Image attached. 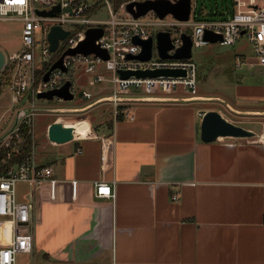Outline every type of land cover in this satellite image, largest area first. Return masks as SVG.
Wrapping results in <instances>:
<instances>
[{
    "label": "crops",
    "instance_id": "crops-1",
    "mask_svg": "<svg viewBox=\"0 0 264 264\" xmlns=\"http://www.w3.org/2000/svg\"><path fill=\"white\" fill-rule=\"evenodd\" d=\"M239 48L248 73L220 98L129 95L130 117L104 133L114 141L104 167L90 129L69 143L49 142L54 160L37 162L58 185L54 199L48 185L38 191L29 254L41 248L38 264H264V146L199 138L200 115L209 110L261 131L264 76ZM91 91L98 99L100 88ZM98 181L115 182L114 199L95 196Z\"/></svg>",
    "mask_w": 264,
    "mask_h": 264
},
{
    "label": "built area",
    "instance_id": "built-area-1",
    "mask_svg": "<svg viewBox=\"0 0 264 264\" xmlns=\"http://www.w3.org/2000/svg\"><path fill=\"white\" fill-rule=\"evenodd\" d=\"M141 1L145 0H0V22H17L21 26V49L17 53L4 55L0 71L7 72L5 84L10 94V108L16 115L13 126L0 137V223H7L10 229L8 243L0 247V264H17L18 254L32 253L33 230L37 222L35 193L43 185H48L49 198L54 199L58 185V181L52 176V169L39 165L36 159L34 134L35 117L40 111L37 107V102L41 100L38 98L39 94L55 90L70 81V92L75 96L78 93L75 74L81 71L87 76V80L86 88L78 93L80 99L91 101L90 104L107 99L114 119L121 113L126 119L130 117L131 102L128 96L133 92H142L143 96H156L182 90L187 97H195L198 75L192 56L189 59L160 58L155 40L158 32L170 34L172 49L167 52L168 55L182 47V34L189 37L191 52L211 44L204 39L206 31L221 37V41L215 43L220 46H234L239 40L245 39L252 49L253 66L259 67L264 76V0H232L231 14L222 19L208 20L195 19V2L191 0L189 18L182 22L170 14L159 19L153 11L133 18L126 11V5ZM175 1L170 0L172 3ZM55 7H58V11L53 16L38 14L42 11L50 12ZM104 13L108 17L101 19ZM52 27H60L68 32L58 42L55 52L49 50L48 33ZM91 28L102 30L95 45L108 53V59L102 60L93 54L65 55L62 65L66 72L55 69L47 81L41 79L37 82L36 72L46 64L51 67L65 51L75 49L85 40L86 31ZM134 37L140 40L152 38L149 60L127 58L128 55L136 56L141 51L140 45L133 43ZM37 57L42 66H37ZM235 65L238 68L246 65V59L236 55ZM160 69L182 70L184 75L122 79L118 74V71ZM96 88H100V94L95 100L91 89ZM136 99L137 97L134 100ZM53 101L61 100L53 98ZM103 102L105 101L100 103ZM120 107L123 108L122 111L119 110ZM92 137L101 143V163L104 167L112 154L114 141L111 137ZM253 142L264 146V123ZM18 183L28 185V202L17 201ZM76 185V181L70 182L72 198L76 195ZM94 187L96 197L115 198V182L108 184L98 181L94 183ZM172 200L175 201L176 197L172 196Z\"/></svg>",
    "mask_w": 264,
    "mask_h": 264
},
{
    "label": "rangeland",
    "instance_id": "rangeland-1",
    "mask_svg": "<svg viewBox=\"0 0 264 264\" xmlns=\"http://www.w3.org/2000/svg\"><path fill=\"white\" fill-rule=\"evenodd\" d=\"M196 0H192L195 2ZM198 7L207 9L210 7H225L226 4H231V0L226 2L225 0H197ZM115 7V6H114ZM205 11V10H204ZM124 15V12H121ZM107 14L104 13L101 19L107 18ZM20 24L17 22H0V51L8 56L11 53H17L21 49L20 41ZM40 37V36H38ZM244 41L236 43L234 46H220L218 44H210L207 47L200 49H193L192 60L197 67L198 84H197V97L198 98H212L211 101L216 98L222 97L224 94L231 92L233 81L235 79H241L247 75V65L238 68L235 65V55L240 54L241 50L239 45L242 43L247 50V55L253 57L252 49L245 39ZM38 52V50H37ZM55 55V54H54ZM43 64L37 57V66ZM259 67H255L253 71H258ZM259 72V71H258ZM87 76L81 71L75 74V83L77 85V92L86 88ZM78 93L74 96V99L70 102L63 101H47L39 100L37 107L40 109L35 117V152L38 161H51L54 160L53 149L49 145L47 138V131L51 124L55 122L63 123L65 125H73L78 121H86L89 124V129L93 132L103 131L107 124H109L113 118V110L110 104L105 101L98 103L92 108H85L91 101L85 102L80 99ZM130 96L138 97H150L156 96H143L142 92H133ZM161 97L168 98V102L173 100L171 96L187 97L182 90L169 94L160 95ZM137 97V98H138ZM178 100V99H177ZM184 100V99H183ZM176 101V100H175ZM180 101V100H179ZM201 107H208L206 105L209 102H200ZM72 109H79L78 113H70L74 111ZM53 111V112H52ZM15 112L10 108V94L7 89V85L4 83L0 87V137L9 130L15 122ZM233 121L241 122L242 119L237 117H231ZM261 122V120H260ZM264 122V120H263ZM262 125V124H261ZM89 132V131H88ZM86 133V135L88 134ZM85 135V136H86ZM84 136V137H85ZM82 138V137H78ZM28 185L25 183H18L16 185L17 201H26L28 196ZM34 236L37 238L38 233L35 229L33 231ZM10 229L9 225L5 222L0 223V247L5 246L9 241ZM35 257L29 254H18L17 264H38V260H41V248H35Z\"/></svg>",
    "mask_w": 264,
    "mask_h": 264
},
{
    "label": "water",
    "instance_id": "water-1",
    "mask_svg": "<svg viewBox=\"0 0 264 264\" xmlns=\"http://www.w3.org/2000/svg\"><path fill=\"white\" fill-rule=\"evenodd\" d=\"M58 11V7H55L50 12H38L41 16H53L55 12ZM126 11L129 12L133 18H139L144 16L149 11H153L159 19L164 18L166 15H172L178 21H187L191 11V0H176L174 3L170 0H145L141 2H131L126 5ZM68 32L62 30L60 27H52L48 33L49 50L50 52H55L58 46V42L63 40L67 36ZM243 34V33H241ZM102 35L101 29L91 28L86 31V38L81 42L75 49H69L65 51L60 58L51 65L48 71L43 75L42 80L47 81L50 73L55 69H60L66 72V69L62 65V60L65 55H89L93 54L102 60L108 59V53L100 49L95 45V41L98 40ZM183 40V45L172 55H168V51L172 49L170 42V34L167 32H158L156 34V49L158 55L162 59H189L191 54V41L189 37L185 34L181 35ZM204 39L211 44H215L217 41H221V37L212 32L206 31L204 34ZM133 43L138 44L141 47V51L138 55L132 56L128 55V59H137L141 61L149 60L152 53V38L147 40H140L136 37L133 38ZM4 64V54L0 51V71ZM119 76L122 79L129 77L135 78H156L159 76L163 77H177L183 76L184 71L182 70H170V69H160L152 71H118ZM1 82V81H0ZM71 82L66 81L61 87L44 92L38 95L41 100L51 101L53 98H58L63 102H70L74 99L73 94L70 92ZM141 99V98H140ZM140 99H136L139 101ZM151 99L150 97L143 98ZM154 99V98H153ZM193 99V98H192ZM104 99L102 101H106ZM91 103L85 108H92L98 103ZM70 113H78L79 109H72ZM53 112V111H52ZM19 116H17L18 118ZM257 133L252 130L240 127L228 120H226L219 112L209 110L203 113L199 125V138L204 143H211L220 138H233V139H254ZM47 138L49 142L57 145L69 143L74 140V129L70 125H65L63 123L55 122L51 124L47 131ZM38 190L36 191L35 198V212L38 213Z\"/></svg>",
    "mask_w": 264,
    "mask_h": 264
},
{
    "label": "trees",
    "instance_id": "trees-1",
    "mask_svg": "<svg viewBox=\"0 0 264 264\" xmlns=\"http://www.w3.org/2000/svg\"><path fill=\"white\" fill-rule=\"evenodd\" d=\"M121 1H126V0H119ZM226 2H228V0H225ZM205 10V11H204ZM204 10L203 8H199L198 7V3L197 0L195 1V7L193 10V16L195 17L196 20H208V19H217V18H225L227 14H231L233 12V5H232V0H231V4H226L225 7L221 6L219 7L218 5H215V7H210V9H207L206 6H204ZM50 65H44L40 70H38L36 72V80L37 82L40 81L43 78V75L48 71ZM7 77V72L6 70H4L2 73H0V87L2 84L5 83ZM120 111L123 110L122 107L119 108ZM126 119L123 114L121 113L116 119H113L109 124H107V126L105 127V130L103 131H98L93 132L94 135L96 136H102V137H111V132L109 134H104V133H108L109 131L112 130L113 127V122L114 121H119V120H123ZM29 143V141H28Z\"/></svg>",
    "mask_w": 264,
    "mask_h": 264
},
{
    "label": "bare ground",
    "instance_id": "bare-ground-1",
    "mask_svg": "<svg viewBox=\"0 0 264 264\" xmlns=\"http://www.w3.org/2000/svg\"><path fill=\"white\" fill-rule=\"evenodd\" d=\"M74 129V139L78 137H84L89 131V124L86 121H78L73 125H70Z\"/></svg>",
    "mask_w": 264,
    "mask_h": 264
}]
</instances>
